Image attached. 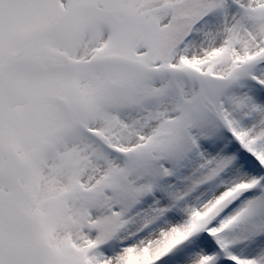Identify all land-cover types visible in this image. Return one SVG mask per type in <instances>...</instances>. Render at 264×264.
Masks as SVG:
<instances>
[{"label": "snow or ice", "instance_id": "1", "mask_svg": "<svg viewBox=\"0 0 264 264\" xmlns=\"http://www.w3.org/2000/svg\"><path fill=\"white\" fill-rule=\"evenodd\" d=\"M0 264H264V0H0Z\"/></svg>", "mask_w": 264, "mask_h": 264}]
</instances>
